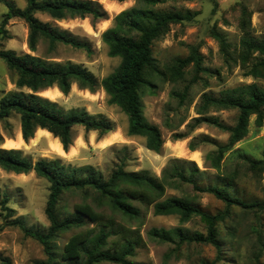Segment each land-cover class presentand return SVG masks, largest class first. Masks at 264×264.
Here are the masks:
<instances>
[{
    "label": "rangeland",
    "instance_id": "1",
    "mask_svg": "<svg viewBox=\"0 0 264 264\" xmlns=\"http://www.w3.org/2000/svg\"><path fill=\"white\" fill-rule=\"evenodd\" d=\"M7 1L20 9L27 5L25 0ZM95 1L102 5L107 14L106 18L96 22L91 17L55 20L47 14L36 13L42 22L68 30L87 41L91 45V53L59 45L53 53L48 54L47 45L43 42L36 52H31L28 48L27 24L19 18L5 22L8 7L3 0H0L1 48L18 54L50 57L56 62L80 64L101 81L121 61L119 57L109 55L102 34L112 27L117 14L134 6L137 0ZM162 8L166 11L197 12L198 15L191 22L172 24L170 30L152 46L160 73L155 72L150 77L152 85L142 92V101L145 117L161 131L164 140L161 153L146 149L143 137L128 136V116L117 105L108 103L109 97L103 89L92 93L80 89L77 84L71 87L68 95L57 93L53 100L62 97L54 102L65 110L80 108L93 115H104L113 122V131H121L123 138L120 142L106 147L107 142L101 146L97 132L86 133L83 127L77 126L74 129L75 141L81 140L82 149L78 151L79 143H76V152L72 156L54 152L51 146L54 137L46 134L37 137V131L28 142L23 140L17 150L23 151L33 162L41 158H61L75 166L92 165L105 177H109L116 166L123 162L127 171H147L154 177H161L170 159L195 162L205 172L198 178L201 187L224 186L229 179V189L234 195L247 203L258 202L262 208H228L212 194L197 192L190 184L177 189L169 188L165 197H188L211 214L229 212L225 220L219 223L221 249L217 250L210 244L180 243L178 240L164 243L152 239L148 235L152 228L181 227L189 234H206V225L199 217L181 223L174 215L156 216L152 207L139 205L143 217L138 221L116 216L126 226L139 228L145 241L144 247L139 248L129 260L134 264H264V115L261 127L256 124L257 117L252 116L248 135L224 151L221 158L220 146L228 143V133L207 123L193 126V119L199 116L197 110L204 94L220 97L225 90L241 84L257 83L264 87V79L246 77L237 60L243 38L264 40V0H190L170 2ZM3 28L7 31L6 37L1 33ZM193 56L197 58L195 61L181 63ZM15 81L16 74L0 58V100L5 94L17 90ZM23 91L28 92L27 89ZM43 93L39 95L44 97ZM181 94H185L184 97ZM203 116L219 117L222 123L232 126L236 123L237 111L210 109V113ZM18 136L22 137V133L17 114L12 113L7 119L0 120V149L10 150L5 148V143L16 140ZM191 144L195 151L190 150ZM181 146L185 148V154L179 153ZM193 152L199 154V163L192 160ZM218 161L219 168H213ZM0 193L8 196V206L16 211L13 218H22L28 227L40 230L49 227L45 210L50 183L46 179L37 177L34 172L17 174L0 168ZM82 202L80 193L67 194L60 208L72 211L74 205ZM106 213L112 214L109 210ZM1 214L0 208V226H3L0 232V264H38L45 261L47 256L42 244L26 236L18 227L5 226L4 215ZM74 233L69 231L57 238L59 250Z\"/></svg>",
    "mask_w": 264,
    "mask_h": 264
},
{
    "label": "trees",
    "instance_id": "2",
    "mask_svg": "<svg viewBox=\"0 0 264 264\" xmlns=\"http://www.w3.org/2000/svg\"><path fill=\"white\" fill-rule=\"evenodd\" d=\"M3 1L8 7L5 22L19 18L27 24L28 48L31 52H36L41 42L47 45L48 54L53 53L59 45L92 52L87 41L68 30L42 22L36 13L47 14L55 20L91 17L95 22L107 15L102 5L95 0H25L27 5L24 9L17 8L7 0ZM181 1L190 0H137L134 6L117 14L112 27L102 34V40L108 46L109 55L119 57L121 61L101 81L80 64L56 62L50 57L28 53L18 54L13 50L2 49L0 44V58L16 74L17 89L1 98L0 120L15 113L20 118L22 139L25 142L34 138L38 129H42L57 138L63 150L68 152L75 141V127H83L86 133L95 131L102 139L114 130V124L104 115H93L85 109L65 110L57 102L39 94L55 87L68 95L74 84L92 93L101 88L109 97L108 103L117 105L128 116V136L143 137L146 149L161 153L164 140L159 127L150 123L144 115L142 92L152 85L150 77L153 73H160L153 57V43L163 37L172 24L191 22L198 15L197 12L166 11L162 8L167 3ZM1 33L6 37L4 28ZM196 59L193 56L181 63ZM237 60L246 77L264 79V40L243 38ZM210 109L236 110V123L229 126L222 123L219 117L203 116L210 113ZM197 114L199 116L193 119L194 127L207 123L228 133V143L220 146L221 158L224 151L248 135L252 116L257 117L258 127L263 126L264 87L257 83L241 84L225 90L220 97L204 94ZM190 150L195 151L192 144ZM251 163L254 162L251 160ZM0 168L17 174L34 172L37 177L50 183L45 210L49 227L46 230L28 227L20 217L13 218L16 211L8 206V196L0 193L5 226L18 227L26 236L42 244L47 259L38 264H134L129 258L144 247V238L139 228L126 226L116 216L138 221L143 217L139 205L152 207L156 216L174 215L181 223L199 217L206 225V234H189L181 227L152 228L148 232L152 239L164 243L178 240L180 243L210 244L220 250L219 223L225 220L229 212L211 214L188 197H165L167 189H177L185 184L192 185L197 192L212 194L228 208H262L258 202L247 203L234 195L229 189V179L224 186L201 187L198 178L205 172L195 162L176 158L168 161L161 177H154L147 171H127L124 162L117 165L109 177H105L92 165L75 166L65 163L61 158H41L33 162L21 150L0 149ZM213 168H219V161ZM75 193L82 195L83 202L74 205L72 211L61 210L64 196ZM107 210L112 214L108 215ZM2 230L3 226H0V232ZM69 231L75 233L59 250L57 238Z\"/></svg>",
    "mask_w": 264,
    "mask_h": 264
},
{
    "label": "bare ground",
    "instance_id": "3",
    "mask_svg": "<svg viewBox=\"0 0 264 264\" xmlns=\"http://www.w3.org/2000/svg\"><path fill=\"white\" fill-rule=\"evenodd\" d=\"M54 89V88H53ZM57 89V88H56ZM59 91V90H58ZM44 93V96L47 97V98H51V100H53L54 98H56L57 96V93L56 91L52 92L51 90H45L43 91ZM60 93V91H59ZM48 135V137H52V134L49 133L48 131L46 130H37V137H40L41 135ZM116 137L114 136L111 140L107 141L108 143H110V141H112L113 139H115ZM23 139L21 136H18V141L16 142H12L11 140H8L6 143H5V148L7 149H12V148H15V149H18L22 146L23 144ZM105 142V143H107ZM51 146H52V149L54 152L58 153L59 155H63V156H72L75 154L76 152V147H74L70 152H65L62 148V145L61 143L59 142V140L57 138H54V141H52L51 143ZM176 149V148H175ZM181 152L179 153H184L185 154V148L184 147H179V149ZM192 154V160L196 161L197 163L200 162V157H199V154L197 152H193L191 153Z\"/></svg>",
    "mask_w": 264,
    "mask_h": 264
},
{
    "label": "crops",
    "instance_id": "4",
    "mask_svg": "<svg viewBox=\"0 0 264 264\" xmlns=\"http://www.w3.org/2000/svg\"><path fill=\"white\" fill-rule=\"evenodd\" d=\"M53 88H54V89H53ZM49 90H51L52 92L56 91V93H59L58 89H56L55 87H52V88L49 89ZM61 95H63V93H62ZM44 97H45V96H44ZM61 97H62V96H61ZM61 97H59V98H61ZM45 98H47V97H45ZM59 98H57V99H59ZM47 99L51 100V98H47ZM57 99H55V100H51V101H56ZM38 130H41V129H38ZM114 136H115L116 138L113 139L112 141H110V143H108L106 147H109V146H112V145L118 144V143L120 142V140L123 138V135H122L121 131H112V132L109 133L106 137H104L103 139L100 140V145L102 146L103 143H105V142L111 140ZM11 141H12V142H16V141H18V138H17L16 140H11ZM76 143H79V146H77V150L79 151V150L82 149V147H81L82 143H81V140L79 139V140H77V142L75 141V144H74L75 146H71V148L69 149V151H70L72 148L76 147V145H77ZM10 149H11V148H10Z\"/></svg>",
    "mask_w": 264,
    "mask_h": 264
}]
</instances>
